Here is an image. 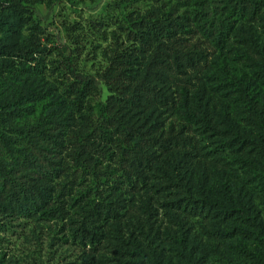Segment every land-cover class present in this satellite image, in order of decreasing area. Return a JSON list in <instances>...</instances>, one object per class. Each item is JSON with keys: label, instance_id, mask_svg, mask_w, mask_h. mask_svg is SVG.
Wrapping results in <instances>:
<instances>
[{"label": "rangeland", "instance_id": "374dc122", "mask_svg": "<svg viewBox=\"0 0 264 264\" xmlns=\"http://www.w3.org/2000/svg\"><path fill=\"white\" fill-rule=\"evenodd\" d=\"M257 1L254 16H239L231 0H0V45L34 59L0 56V163L49 195L41 211L21 217L7 209L0 186V264H264ZM13 4L25 10L9 11ZM223 19L229 27L216 42ZM147 23H183L182 48L201 61L177 69L164 42L158 66L168 79L155 88L166 101L126 106L156 49L138 40ZM119 56L129 61L115 73L123 71L129 89L72 86L66 58L94 77ZM198 103L229 139L204 129ZM102 105L139 136L114 128L99 135ZM234 135L242 143L231 146ZM200 199L241 213L224 219L215 209H182Z\"/></svg>", "mask_w": 264, "mask_h": 264}, {"label": "trees", "instance_id": "16d2710c", "mask_svg": "<svg viewBox=\"0 0 264 264\" xmlns=\"http://www.w3.org/2000/svg\"><path fill=\"white\" fill-rule=\"evenodd\" d=\"M234 2V6L237 10V15H244L246 11H249L254 16L258 11L259 1L257 0H231ZM9 11L13 13H18L20 11H24L20 4H13L12 6L7 8ZM186 20V19H185ZM14 20H10L9 25L14 24ZM217 34H216V42L220 40L222 33L228 29L229 24L226 23V20L223 19L218 22ZM185 33V28L183 23H175L172 26H167L166 24H156V23H147L143 26V30H141L138 34V40L141 43H155V51L152 54V60L150 64L144 70L142 76L136 80L134 83L131 96L129 101L126 100L123 102L126 106L133 104L137 101H151V102H165L166 96L159 90L156 89V84L165 83L168 79L166 73L163 72L162 67L158 66L161 63V58L159 50L165 45V43H170V51L174 58V65L177 69L183 67V64H186L189 67H193L197 65L201 61V56L196 51L187 50L182 48V42L180 36ZM137 35V34H136ZM218 39V40H217ZM165 42V43H164ZM165 49H168L165 48ZM168 53V54H171ZM15 55L21 56L23 59H26L29 62L34 61V59L30 56L28 50H24L21 53L12 51L5 45H0V56L5 55ZM128 58L125 59L124 56H119L114 60V64L105 71L100 76H86L79 72H77L75 66L70 62L69 58H66V67L68 69L70 77L73 79L72 86H75V89L81 88L82 90H100L102 85L108 86L111 88V91L118 92L121 94L123 89H129L128 85H125L124 81L127 80L123 71L115 73L118 68H120L126 62L128 63ZM128 91V90H127ZM242 91V90H240ZM119 99V98H118ZM122 101V100H117ZM132 104V105H133ZM112 110L107 105H102L99 114V135H102V131L105 128H114L115 130L120 131L124 136H139L137 130L130 126L127 121L123 120L121 117H116L114 114L109 115ZM194 112L199 114L198 122L201 123L205 130L212 131V133H219V135H223L226 139H229L228 132L222 131L218 132L214 130L213 127L209 125V118L206 110L201 106V104H196ZM193 112V113H194ZM188 117H194V114L189 113ZM158 139L154 141L155 144L163 145V143ZM228 143L232 146L235 143H242V141L238 138V136L234 135L230 140H227ZM132 154V161H135L134 158L136 153L129 150ZM22 178H15L11 176V172L4 167V164L0 163V186L1 190L6 192V200H7V209L18 216L27 217L31 213H37L41 211L46 202L49 199V195L47 194L46 188L43 186H37L35 184L25 185L22 181ZM180 205H177L176 208L180 209ZM187 208L190 211H198L199 213H203L204 211H211L215 209L224 219L232 218L237 214H240L239 211L227 210L220 204H215L207 199H200L194 201H186L182 204V209L186 210ZM108 215H115L112 210H107Z\"/></svg>", "mask_w": 264, "mask_h": 264}]
</instances>
